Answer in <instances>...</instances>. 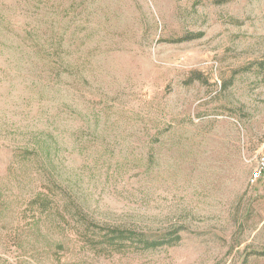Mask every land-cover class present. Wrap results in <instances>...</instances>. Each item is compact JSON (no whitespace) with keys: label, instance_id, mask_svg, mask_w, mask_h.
Listing matches in <instances>:
<instances>
[{"label":"rangeland","instance_id":"obj_1","mask_svg":"<svg viewBox=\"0 0 264 264\" xmlns=\"http://www.w3.org/2000/svg\"><path fill=\"white\" fill-rule=\"evenodd\" d=\"M263 155L264 0H0V264H264Z\"/></svg>","mask_w":264,"mask_h":264},{"label":"built area","instance_id":"obj_2","mask_svg":"<svg viewBox=\"0 0 264 264\" xmlns=\"http://www.w3.org/2000/svg\"><path fill=\"white\" fill-rule=\"evenodd\" d=\"M264 175V155L261 157L257 168L254 170L252 176L250 177V183L255 185L263 178Z\"/></svg>","mask_w":264,"mask_h":264},{"label":"trees","instance_id":"obj_3","mask_svg":"<svg viewBox=\"0 0 264 264\" xmlns=\"http://www.w3.org/2000/svg\"><path fill=\"white\" fill-rule=\"evenodd\" d=\"M117 232H120V231H117ZM125 237H128L127 239H132L133 241H138L139 243H143L141 242V240L139 238H133V237H130V236H124V232H120V234L116 235V236H113V238H117L118 240L120 239H126ZM137 239V240H135ZM146 247H152V246H155L156 245V241L155 242H149V243H145L144 244Z\"/></svg>","mask_w":264,"mask_h":264},{"label":"crops","instance_id":"obj_4","mask_svg":"<svg viewBox=\"0 0 264 264\" xmlns=\"http://www.w3.org/2000/svg\"><path fill=\"white\" fill-rule=\"evenodd\" d=\"M258 184V183H257Z\"/></svg>","mask_w":264,"mask_h":264}]
</instances>
